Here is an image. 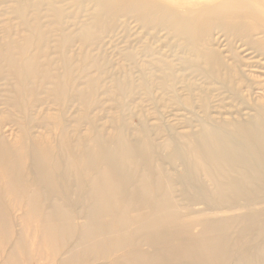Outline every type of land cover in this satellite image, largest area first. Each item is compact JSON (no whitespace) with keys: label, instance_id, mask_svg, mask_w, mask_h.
I'll return each instance as SVG.
<instances>
[{"label":"rangeland","instance_id":"1","mask_svg":"<svg viewBox=\"0 0 264 264\" xmlns=\"http://www.w3.org/2000/svg\"><path fill=\"white\" fill-rule=\"evenodd\" d=\"M19 1L0 0V141L18 147L21 135L28 133L29 142L44 148L60 150L63 142H69L78 152L82 146H93L90 139L95 134L105 139L123 135L137 142L147 129L153 155L157 160L163 157L162 163L157 162L156 172L170 175L167 180L174 183L179 211L184 215L202 211V199L191 190L192 179L183 171L210 182L215 165V152H210L215 146L203 127L223 128L235 140H241L245 123L252 125L254 132L258 130L255 110L264 109V0H144L139 22L117 13L122 0H24L32 3L28 12L31 22L35 23L36 17L43 27L39 44L12 11ZM33 2L46 6L38 12ZM100 5L103 18L107 16L103 23L96 19ZM53 6L64 11L59 25ZM87 32L90 43L84 45L82 36ZM27 39L31 47L25 45ZM211 45L227 56L226 68L233 65L241 70H233L238 76L231 86L239 90L237 95L191 68V55L199 56L198 61L204 63L208 52L203 49ZM8 51L20 61L18 66L6 61ZM25 61L30 62L32 74L24 81L25 112L20 113L13 100L19 87L17 77H26L25 70L19 68ZM247 79L249 85L244 86ZM27 152L24 149L19 156ZM172 152L175 154L168 162L165 156ZM208 153L211 157L206 156ZM36 157L23 158L28 161L27 173L32 174L30 161ZM138 167L143 170V166ZM70 177L79 179L73 174ZM148 179L158 181L155 174ZM9 181H0V197ZM25 191L26 198L37 192ZM12 194L21 191L16 188ZM51 194L62 200L65 187ZM78 196L74 189L70 197L76 200ZM78 211L79 205L73 212ZM259 212L264 220V199ZM14 213L18 233L23 227L20 213ZM234 216L241 220L240 229L248 225L245 210ZM223 217L219 215V219ZM82 223V219L75 220L77 226ZM247 235L249 239L251 230ZM11 247L12 243L6 245V250ZM127 253H115L119 264H126ZM97 264H110V260Z\"/></svg>","mask_w":264,"mask_h":264},{"label":"bare ground","instance_id":"2","mask_svg":"<svg viewBox=\"0 0 264 264\" xmlns=\"http://www.w3.org/2000/svg\"><path fill=\"white\" fill-rule=\"evenodd\" d=\"M76 2L85 3L86 0ZM122 2L117 13L139 22L144 0ZM33 4L38 12L46 6L44 2ZM31 5L22 0L12 11L32 40L36 39L39 44L43 27L36 17L35 23L31 22L28 13ZM52 8L59 25L64 11ZM103 16L104 9L100 5L96 19L103 23L107 18ZM89 32L82 36L84 45L90 43ZM30 42L27 39L25 45L31 47ZM259 46L262 48L263 44ZM203 50L208 52L206 60L199 62V56L191 55V68L237 95L239 90L231 86L238 76L233 70L237 73L241 70L233 65L226 68L224 57L227 56L212 45ZM5 59L13 67L20 62L11 52ZM29 64L25 61L24 66L19 67L25 70V79L17 77L19 87L13 102L20 113L25 112L24 81L27 82L32 74ZM243 85H249L248 79ZM255 111L258 130L254 132L250 129L252 125L245 123L241 140H235L223 128L203 127V132L214 142L215 148L210 153L215 152V165L208 178L210 182L193 178L189 171H183L192 179L191 190L202 199L204 206L193 215L179 211L174 199V183L167 180L170 175L156 172L157 162L162 163L163 157L158 161L156 154L153 155L152 138L147 129L137 142L123 135L105 139L93 134L94 138L90 139L93 146L82 144L78 152L75 144L69 142H63L60 150L54 146L44 148L39 143L29 142L28 133L21 135L18 147H9L8 143L0 141V181L10 180L2 187L0 197V263L79 264L81 261L97 264L110 260V264H119L115 253H129L130 248L135 247L126 264H264V220L259 212L264 199V109ZM24 149L28 150L27 158L38 156L30 161L32 174L26 171L28 161L23 159L26 156H19ZM172 153L165 156L168 162L175 154ZM206 156L211 157L209 153ZM140 165L143 166L141 171ZM71 174L79 179L70 177ZM150 174H155L158 181L148 179ZM82 180H86L85 185ZM61 187H65L66 192L62 200L51 194ZM16 188L21 194H12ZM26 188L40 193L26 198ZM74 189L79 193L76 200L70 197ZM77 205L79 213L73 212ZM242 210L246 212L248 225L240 229L241 220L234 215ZM14 212L20 213L23 227L18 233ZM220 214L223 219H219ZM190 216L193 218L188 220ZM76 219H82L83 223L77 226ZM249 230L252 235L248 239ZM75 235L78 236L76 240ZM10 243L12 247L7 251L6 245ZM144 247L153 250L152 253L141 252Z\"/></svg>","mask_w":264,"mask_h":264}]
</instances>
